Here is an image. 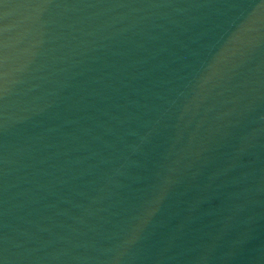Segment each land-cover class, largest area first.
Wrapping results in <instances>:
<instances>
[{
    "label": "water",
    "instance_id": "95a60500",
    "mask_svg": "<svg viewBox=\"0 0 264 264\" xmlns=\"http://www.w3.org/2000/svg\"><path fill=\"white\" fill-rule=\"evenodd\" d=\"M0 264H264V0H0Z\"/></svg>",
    "mask_w": 264,
    "mask_h": 264
}]
</instances>
